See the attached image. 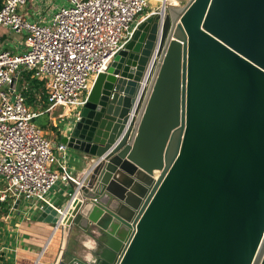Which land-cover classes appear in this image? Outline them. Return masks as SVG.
Masks as SVG:
<instances>
[{"label":"water","instance_id":"obj_1","mask_svg":"<svg viewBox=\"0 0 264 264\" xmlns=\"http://www.w3.org/2000/svg\"><path fill=\"white\" fill-rule=\"evenodd\" d=\"M69 126L84 184L39 221L87 251L60 264H264V0L150 12Z\"/></svg>","mask_w":264,"mask_h":264},{"label":"built area","instance_id":"obj_2","mask_svg":"<svg viewBox=\"0 0 264 264\" xmlns=\"http://www.w3.org/2000/svg\"><path fill=\"white\" fill-rule=\"evenodd\" d=\"M29 1L0 0V28L22 36L24 46L0 51V206L22 199L41 209L52 205L46 197L59 182L75 192L84 182L68 170L67 147L52 143L35 120L59 108L62 120L71 108L80 118L94 79L130 40L149 0H63L49 20L22 13ZM162 5L170 0H160L157 10ZM24 73L43 85V112L26 104L27 81L18 84Z\"/></svg>","mask_w":264,"mask_h":264},{"label":"crops","instance_id":"obj_3","mask_svg":"<svg viewBox=\"0 0 264 264\" xmlns=\"http://www.w3.org/2000/svg\"><path fill=\"white\" fill-rule=\"evenodd\" d=\"M30 5L31 2L23 7L21 12L28 15L33 13ZM155 10H157V7L154 8ZM6 39L7 35L3 32L0 33V51L10 50L4 47ZM23 50L22 43V50L19 52ZM10 51L17 52V48H12ZM22 79L23 77L19 76L18 84L25 81ZM69 127L67 125L66 129ZM43 132L45 134L44 130ZM64 135H68V132L60 133L56 143H60L59 140ZM82 158L81 154L68 150L67 167L74 177L81 178L88 168L83 165ZM74 187L73 184L64 185L59 182L49 192L46 199L52 204V207L59 208L68 200ZM11 204L12 200L8 199L0 206V264H60L62 261L68 263L72 259L80 258V255L87 251V248L83 245L87 238L78 232L76 228L74 229L77 236L72 238L71 235L67 237V233L64 234L69 230L67 227H63L64 233L62 234L61 228L39 221L41 209L46 204L41 209L30 206L22 199ZM68 214L64 216L63 223Z\"/></svg>","mask_w":264,"mask_h":264},{"label":"rangeland","instance_id":"obj_4","mask_svg":"<svg viewBox=\"0 0 264 264\" xmlns=\"http://www.w3.org/2000/svg\"><path fill=\"white\" fill-rule=\"evenodd\" d=\"M187 0H175L176 5L173 6H183L186 3ZM31 2V10L32 12L36 13H44L45 19L49 20L51 16L55 13V7H60L65 3L63 0H30L27 4ZM159 3L155 2L154 0L149 1L145 9L137 16V19H140L142 16H146L151 11L154 10V8L157 7ZM172 5V4H171ZM52 8V10H51ZM48 23V22H46ZM5 33L7 35V39L5 42L6 49H15L17 48V52L22 50V43H23V37L16 35L12 32H10L7 29L0 28V33ZM76 113V110L74 108H71L69 112V116L65 118V120L60 119L59 115H62V109H56L53 112H51L50 115L44 114L40 116L39 121L43 124H45L46 128L45 136L53 143H56L57 138L60 136V133H64L66 130L67 125H70L74 122V114ZM62 130V131H61ZM60 142V140H59ZM67 237L71 235L72 238L77 236V232L74 228H71L68 230ZM79 234V233H78ZM66 236V235H65ZM71 238V239H72Z\"/></svg>","mask_w":264,"mask_h":264},{"label":"trees","instance_id":"obj_5","mask_svg":"<svg viewBox=\"0 0 264 264\" xmlns=\"http://www.w3.org/2000/svg\"><path fill=\"white\" fill-rule=\"evenodd\" d=\"M23 77L22 80L27 81L28 90L24 94L26 98V104L31 106L34 110H41L42 112L46 109V99L44 95V88L41 82L34 78H30L29 74H20ZM44 115V114H43ZM40 116L35 120V123L39 125L43 130L46 128L45 124L39 121Z\"/></svg>","mask_w":264,"mask_h":264},{"label":"bare ground","instance_id":"obj_6","mask_svg":"<svg viewBox=\"0 0 264 264\" xmlns=\"http://www.w3.org/2000/svg\"><path fill=\"white\" fill-rule=\"evenodd\" d=\"M149 1H151V0H149ZM149 1H148V3H149ZM155 2H158V3H160V0H154ZM170 3L172 4L171 6H173V5H176V2H175V0H170ZM210 4H212V3H210ZM211 6V5H210ZM69 110H66L65 111V115L66 116H69L70 114H69ZM205 160H206V158H205ZM74 202H75V200H74ZM73 202V203H74ZM73 205V204H72ZM63 221H64V219L62 220V223H63ZM252 256H253V254H252Z\"/></svg>","mask_w":264,"mask_h":264}]
</instances>
